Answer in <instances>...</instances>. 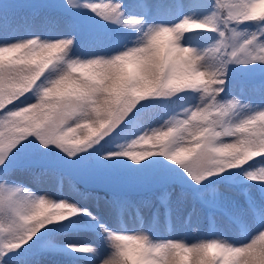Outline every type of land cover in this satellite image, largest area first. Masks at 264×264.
<instances>
[{"label":"snow or ice","instance_id":"obj_1","mask_svg":"<svg viewBox=\"0 0 264 264\" xmlns=\"http://www.w3.org/2000/svg\"><path fill=\"white\" fill-rule=\"evenodd\" d=\"M58 171L78 199L26 183ZM91 188L191 197L245 240L117 226L136 205ZM0 264H264V0H0Z\"/></svg>","mask_w":264,"mask_h":264},{"label":"rangeland","instance_id":"obj_2","mask_svg":"<svg viewBox=\"0 0 264 264\" xmlns=\"http://www.w3.org/2000/svg\"><path fill=\"white\" fill-rule=\"evenodd\" d=\"M47 35L48 33H41ZM17 36H26L27 32L24 30L16 33ZM55 35V33H52ZM88 48H77V53L87 52ZM100 52V48L92 49ZM240 83L239 80L231 81L229 84V92L236 93L239 96ZM246 96H251L252 99H257L255 95L246 90ZM170 113H165L162 109L154 108L148 109L142 119L146 122L148 128L160 127L167 120ZM139 150V149H137ZM66 172V171H65ZM67 173V172H66ZM63 177V195L69 196L73 199H78L74 193L69 191L70 181H75L69 178L64 171H58L54 175L45 177L41 182L26 181L29 187L39 194H50L54 198H60L61 193L57 191V178ZM82 187L81 185H79ZM89 190H92L89 189ZM169 190L172 192H179L177 186H170ZM103 197L100 193H95ZM158 192L149 193L143 201H150V205H145L142 200H139L135 205L139 207V216L137 215L136 206H126V208L119 214L117 218V226L123 224L128 229L143 228L150 229V234L154 237L162 239H183L188 243L196 242L202 237L212 236L216 234L223 235L225 238L239 244L245 240V233L242 232L236 225H234L229 218L220 212L209 213L208 210L203 209L197 202L195 204L196 211H191L193 201L191 197L177 207L173 205L172 212L168 215V221L162 219L161 211L163 207L157 200ZM103 207L104 200L100 201ZM159 209V215L153 217V213ZM191 212V215L189 213Z\"/></svg>","mask_w":264,"mask_h":264},{"label":"trees","instance_id":"obj_3","mask_svg":"<svg viewBox=\"0 0 264 264\" xmlns=\"http://www.w3.org/2000/svg\"><path fill=\"white\" fill-rule=\"evenodd\" d=\"M64 173L69 178H71V179L73 178L74 180H76V178L74 176H72L70 173H68V172L66 173L65 171H64ZM91 191H93L95 193H100L103 197H106V198H111V196L113 194L123 196V197H126L128 200L132 201L133 204L135 205L137 202H139V200L143 201L144 199H146V197L149 193L156 192V191L159 192V189L153 188L151 190H142V189H132V188H119V189L114 190V192L110 191L107 193L103 190H97V189H93ZM161 214H162V219L165 222L168 221V215H165L164 208L162 209Z\"/></svg>","mask_w":264,"mask_h":264}]
</instances>
